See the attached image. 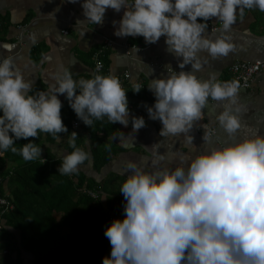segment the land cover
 Segmentation results:
<instances>
[{"label": "clouds", "instance_id": "1", "mask_svg": "<svg viewBox=\"0 0 264 264\" xmlns=\"http://www.w3.org/2000/svg\"><path fill=\"white\" fill-rule=\"evenodd\" d=\"M75 3L76 0H69ZM84 20L76 24H101L108 8L123 15L113 21L117 37L143 36L152 44L164 37L167 51L182 58L175 71L153 78L147 88L155 102L147 108L148 118L159 120L161 137L183 135L191 145L194 124L204 119L209 100L222 104L215 120L229 138L225 144L208 125L197 155L161 153L160 143L152 145L150 170L128 162L126 179L120 187L126 201L124 218L114 219L104 235L111 245L110 256L102 264H264V133L245 131L238 103L240 84L220 81L209 73H197L211 60L235 51L231 31L237 15L245 9L264 12V0H81ZM215 17L221 22L220 35L210 38L206 23ZM200 18V21H198ZM86 30V29H85ZM136 50V49H135ZM201 53H207L201 57ZM100 61L92 78H73L65 66L53 74L55 85L48 91L33 92V82L25 78L11 56L0 58V155L7 150L19 153L25 161L42 158L35 142L14 144L37 137L39 132L66 133L61 117L65 95L76 116L87 126L93 118L107 117L125 127L130 119L132 132L145 126L143 116L130 117L125 89L114 75H101ZM142 86L134 84L133 91ZM77 133L68 143L73 149L63 156L61 175L78 172L90 154L76 145ZM218 146H213V140ZM178 160L175 167H170Z\"/></svg>", "mask_w": 264, "mask_h": 264}, {"label": "crops", "instance_id": "2", "mask_svg": "<svg viewBox=\"0 0 264 264\" xmlns=\"http://www.w3.org/2000/svg\"><path fill=\"white\" fill-rule=\"evenodd\" d=\"M123 11V8L120 12L108 8L101 24L80 25L76 24V21L85 19L81 0H76L75 3L69 0H0V58L11 56L14 59L25 78L32 80L33 92L48 91L54 86L53 74L61 66L69 68L76 80L92 78L96 74L93 54L104 39L112 40L114 45L105 54V71L102 75L120 76L128 72L130 84H140L143 87L139 92H134L133 88L126 91L127 99L133 106L129 110L130 117L143 116L146 122L137 132H132L131 119L125 127L119 122L111 123L104 117L97 121L94 128L97 130H94V133H87V126L82 125L78 129L72 128L61 134L53 144L44 145L54 158L63 160V156L67 154L65 146L69 144L71 132L77 133L80 130L83 133L80 140L88 150L92 136L102 138L101 147L109 150L110 160L95 168L90 157L85 164L79 166L78 172L96 184L93 191L99 195V201L104 206L114 195L124 197L119 190L126 179L124 168L128 162H135L145 170H150L153 144L160 143L158 151L161 153L197 155L204 147L202 136L205 129L202 125L205 124L209 130L214 131L219 141L225 144L230 142L215 120L216 114L222 110V104L211 99L205 109L204 119L194 124L190 132L194 137L191 145L184 143L182 134L178 137L159 135L161 122L148 118L147 108L154 104L155 97L147 85L153 78L167 77L169 66L179 72L190 71L191 65L179 68L178 62L182 58L167 51L163 36L152 44L146 43L143 36L139 35L115 36L113 21H119ZM206 23L221 26V22L215 17ZM207 31L206 34L212 39L220 35V31ZM231 37L235 51L216 60L209 58V63L205 64L197 75L206 79L209 73L214 72L220 81H231L229 68L235 62H262L263 69L256 75L252 88L239 91L238 103L242 106L239 115L245 127L237 134V139H242L248 129L264 133V12L253 8L245 9L243 16L237 15ZM124 43L134 44L137 48L126 56ZM206 56L207 53H201L202 58ZM58 96L62 102L61 117L67 118L69 111L73 109L65 95ZM36 140V137L32 138L33 142ZM213 146H218L216 139L213 140ZM176 163L178 160L169 166L175 167ZM2 186L6 192L7 184ZM20 260V264H32L33 258L31 254L24 252Z\"/></svg>", "mask_w": 264, "mask_h": 264}, {"label": "trees", "instance_id": "3", "mask_svg": "<svg viewBox=\"0 0 264 264\" xmlns=\"http://www.w3.org/2000/svg\"><path fill=\"white\" fill-rule=\"evenodd\" d=\"M76 120L79 118L73 110L67 118H62L68 131ZM97 121L93 118V128L85 125V131L94 133ZM61 134L53 137L38 133L34 142L41 146L42 158L25 161L11 150L0 155V193L12 205L1 218L0 245L9 254L0 259V264H20L24 252L31 254L32 264H102L103 258L110 256L111 245L104 235L105 228L111 224L107 211H120L122 198L114 195L104 206L99 199L93 200L83 193V186L96 189V184L85 175L58 173L62 162L44 145L53 144ZM82 134L80 130L77 132L76 145L90 154L95 168L108 162L109 150L101 147L102 138L92 136L88 150L80 140ZM32 138H20L14 146L20 149ZM65 150L70 153L73 149L67 144Z\"/></svg>", "mask_w": 264, "mask_h": 264}, {"label": "built area", "instance_id": "4", "mask_svg": "<svg viewBox=\"0 0 264 264\" xmlns=\"http://www.w3.org/2000/svg\"><path fill=\"white\" fill-rule=\"evenodd\" d=\"M208 24V29L210 32H217L220 31L221 26H217L215 24L207 23ZM66 35V32H64ZM114 45L113 41L110 39H104L102 45L94 52L93 54V62H94V71L96 73V64L97 61H100L102 64V67L99 69V74H102L105 71V66H104V57L108 49H110ZM137 47L134 44H123V49L125 52L126 56L130 55V52L132 50H135ZM263 69V64L262 62H255V63H250V62H235L234 64L231 65L229 68L230 76H231V81L236 80L240 84V89L242 90H250L255 82L256 75ZM97 74V73H96ZM122 87L127 91L129 88H133L134 84H130V74L128 72H124L120 76H116ZM143 88V87H142ZM141 88V89H142ZM132 104L128 101V108L129 110L132 109ZM82 125H85L80 119L73 121L72 123V128L73 129H78ZM213 131V130H211ZM214 132V131H213ZM43 161V160H41ZM63 160H61L62 162ZM2 183V179H0V184ZM83 193L89 196L93 200L99 199V195L90 189L83 188L82 189ZM126 201L124 197H122V207L120 211L118 212H112V211H107V220L108 223H111L114 219L116 218H124V205ZM12 208L11 203L9 200L1 195L0 193V232L2 230V225H1V218L2 215L6 212H8ZM8 250L5 248L0 247V259L3 256L8 255Z\"/></svg>", "mask_w": 264, "mask_h": 264}]
</instances>
